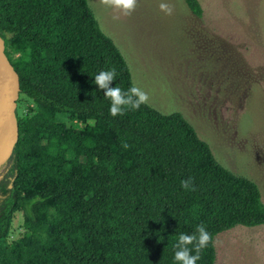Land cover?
<instances>
[{
  "label": "trees",
  "instance_id": "obj_1",
  "mask_svg": "<svg viewBox=\"0 0 264 264\" xmlns=\"http://www.w3.org/2000/svg\"><path fill=\"white\" fill-rule=\"evenodd\" d=\"M184 1L204 16L200 0ZM0 35L34 103L17 113L0 183V264H177L178 235L199 224L213 242L197 264H215L218 234L264 226L258 185L221 165L181 113L146 103L110 115L94 76L115 68L111 87L134 82L88 0H0ZM188 178L195 190L181 187ZM17 212L24 234L11 240Z\"/></svg>",
  "mask_w": 264,
  "mask_h": 264
},
{
  "label": "rangeland",
  "instance_id": "obj_2",
  "mask_svg": "<svg viewBox=\"0 0 264 264\" xmlns=\"http://www.w3.org/2000/svg\"><path fill=\"white\" fill-rule=\"evenodd\" d=\"M88 2L147 104L181 113L221 165L258 185L264 202V0H200L202 18L184 0H137L130 15L105 0ZM33 107L19 97L20 116ZM10 158L8 150L0 159V182L12 177ZM23 234L17 212L10 239ZM214 245L215 264H264V226H237Z\"/></svg>",
  "mask_w": 264,
  "mask_h": 264
},
{
  "label": "clouds",
  "instance_id": "obj_3",
  "mask_svg": "<svg viewBox=\"0 0 264 264\" xmlns=\"http://www.w3.org/2000/svg\"><path fill=\"white\" fill-rule=\"evenodd\" d=\"M105 2L123 9L124 13L128 15L134 11L137 4V0H105ZM166 7V5H161V8ZM167 10L170 14L171 9L168 8ZM115 77V68L100 71L94 76V83L103 90L105 97L110 100V115L115 117L125 114L126 111L139 110L142 104L147 103L148 94L135 83L127 91L122 90L119 86L111 87ZM122 146L125 149L129 147L127 143H123ZM181 187L185 190H195L191 178L182 180ZM212 242V235L203 224H199L192 234L180 233L178 235L174 244L176 249L174 259L177 264H197L201 250L207 248Z\"/></svg>",
  "mask_w": 264,
  "mask_h": 264
},
{
  "label": "water",
  "instance_id": "obj_4",
  "mask_svg": "<svg viewBox=\"0 0 264 264\" xmlns=\"http://www.w3.org/2000/svg\"><path fill=\"white\" fill-rule=\"evenodd\" d=\"M20 94V75L6 53V40L0 35V155L8 148L12 150L18 138Z\"/></svg>",
  "mask_w": 264,
  "mask_h": 264
},
{
  "label": "flooded vegetation",
  "instance_id": "obj_5",
  "mask_svg": "<svg viewBox=\"0 0 264 264\" xmlns=\"http://www.w3.org/2000/svg\"><path fill=\"white\" fill-rule=\"evenodd\" d=\"M1 180V179H0ZM1 183V182H0ZM12 187V184H9L8 185V188H11ZM6 198L5 195H3L2 193H0V202H2L4 199Z\"/></svg>",
  "mask_w": 264,
  "mask_h": 264
},
{
  "label": "bare ground",
  "instance_id": "obj_6",
  "mask_svg": "<svg viewBox=\"0 0 264 264\" xmlns=\"http://www.w3.org/2000/svg\"><path fill=\"white\" fill-rule=\"evenodd\" d=\"M9 149H10V148L6 149V150L0 155V159L2 158V156H3V158H6V155H7V152H8Z\"/></svg>",
  "mask_w": 264,
  "mask_h": 264
}]
</instances>
